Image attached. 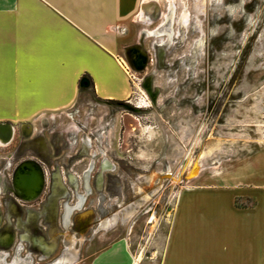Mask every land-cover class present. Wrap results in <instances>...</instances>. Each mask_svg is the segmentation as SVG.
<instances>
[{
    "label": "rangeland",
    "instance_id": "1",
    "mask_svg": "<svg viewBox=\"0 0 264 264\" xmlns=\"http://www.w3.org/2000/svg\"><path fill=\"white\" fill-rule=\"evenodd\" d=\"M152 7L138 13L119 50L127 100L100 101L88 85L72 107L9 124L12 139L0 144V264H90L119 239L153 264L181 190L264 191V0H153ZM26 161L44 177L33 200L14 185ZM80 197L65 226V206ZM38 238L55 239L51 255L33 245Z\"/></svg>",
    "mask_w": 264,
    "mask_h": 264
},
{
    "label": "crops",
    "instance_id": "2",
    "mask_svg": "<svg viewBox=\"0 0 264 264\" xmlns=\"http://www.w3.org/2000/svg\"><path fill=\"white\" fill-rule=\"evenodd\" d=\"M152 0H0V124L131 95L120 47ZM140 15V13H139ZM253 198L251 208L236 201ZM154 264H264V191L198 186L175 200ZM90 264H146L119 239Z\"/></svg>",
    "mask_w": 264,
    "mask_h": 264
},
{
    "label": "bare ground",
    "instance_id": "3",
    "mask_svg": "<svg viewBox=\"0 0 264 264\" xmlns=\"http://www.w3.org/2000/svg\"><path fill=\"white\" fill-rule=\"evenodd\" d=\"M156 1V0H155ZM153 5V0L149 1L146 6L141 10L140 15L142 17H145L146 15H148V13H155L156 10L154 7H152ZM170 12L168 13V15H166L165 17V22H163L162 26H161V30L165 32L164 28L166 25H169L174 17V11L173 9L169 10ZM183 19V23L187 24V16L186 14L183 15L182 17ZM189 22V21H188ZM166 34V33H165ZM134 60V59H133ZM138 66H140V63H137ZM10 142V140H6L5 139V134L2 132H0V144L5 146ZM38 166L31 161H26L24 162L16 176H15V180H14V185H15V189H16V193L21 195L24 199L26 200H33L36 197L39 196L43 184H44V177H43V173L37 168ZM112 167L110 166V164L107 161H104L102 164V170L106 171L107 168ZM91 170V169H90ZM90 170L85 174V185H86V190L88 192V186L87 183L89 181V172ZM101 178V177H100ZM99 178V179H100ZM100 180H99V185H100ZM57 184V182L55 183ZM84 202V198L80 197L78 200L77 205L73 208V207H69V206H65V211H64V216H63V221H64V225L67 226L68 224V220L69 217L72 215L73 210L74 209H80L82 204ZM32 243L35 247H37V249L39 248L44 255L48 256L51 255L56 247V242L55 239H53V242L51 244H47L45 243L42 239L38 238V239H31ZM2 244L5 246L10 242V237H4L1 239ZM65 244L68 248H70L71 244H70V239H67L65 241ZM20 251V250H19Z\"/></svg>",
    "mask_w": 264,
    "mask_h": 264
},
{
    "label": "water",
    "instance_id": "4",
    "mask_svg": "<svg viewBox=\"0 0 264 264\" xmlns=\"http://www.w3.org/2000/svg\"><path fill=\"white\" fill-rule=\"evenodd\" d=\"M0 132L5 133L7 139H9L12 132V126L9 124H0Z\"/></svg>",
    "mask_w": 264,
    "mask_h": 264
},
{
    "label": "flooded vegetation",
    "instance_id": "5",
    "mask_svg": "<svg viewBox=\"0 0 264 264\" xmlns=\"http://www.w3.org/2000/svg\"><path fill=\"white\" fill-rule=\"evenodd\" d=\"M12 132H13V128H12ZM12 132H11V135H10V138H9V139H7L6 134L4 133V134H5V139H6V140H8V141L10 140V141H11V139H12ZM31 162H32V161H31Z\"/></svg>",
    "mask_w": 264,
    "mask_h": 264
}]
</instances>
